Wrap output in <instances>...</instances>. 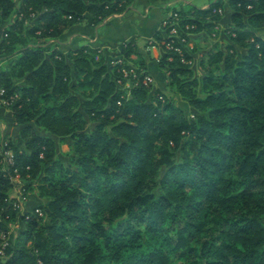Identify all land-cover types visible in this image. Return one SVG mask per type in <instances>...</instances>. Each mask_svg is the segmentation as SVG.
Segmentation results:
<instances>
[{
	"label": "trees",
	"instance_id": "1",
	"mask_svg": "<svg viewBox=\"0 0 264 264\" xmlns=\"http://www.w3.org/2000/svg\"><path fill=\"white\" fill-rule=\"evenodd\" d=\"M131 2L0 0V101L19 128L16 139L0 134V264H264V0H227L229 44L210 54L217 74L203 98L182 78L193 56L176 53V40L165 48L170 27L155 35L158 69L198 111L192 119L142 83L133 42L111 59L45 48ZM224 6L179 8V32L211 34ZM114 58L137 75L128 94ZM17 176L42 201L29 215L10 199ZM17 220L24 240L2 241Z\"/></svg>",
	"mask_w": 264,
	"mask_h": 264
},
{
	"label": "crops",
	"instance_id": "2",
	"mask_svg": "<svg viewBox=\"0 0 264 264\" xmlns=\"http://www.w3.org/2000/svg\"><path fill=\"white\" fill-rule=\"evenodd\" d=\"M216 1L208 0V3H202L198 8L193 0H132L123 13L111 16L98 26H93L87 21L73 25L58 40L53 41V48L67 52L87 47L111 59L117 54L121 44L133 42L137 54L142 56L147 64V74L152 79V84L158 83L163 88L167 80L156 63L160 57V48L154 41L155 35L162 30L163 21L179 8L191 6L205 10ZM230 16L231 10L225 3L222 20L212 28L216 33L223 34L218 39L209 40L208 37L212 34L208 35L206 30L192 36L185 47L193 56L192 65L198 56L214 54L229 44L228 40L224 39V32L230 23ZM131 58L135 59V56Z\"/></svg>",
	"mask_w": 264,
	"mask_h": 264
},
{
	"label": "rangeland",
	"instance_id": "3",
	"mask_svg": "<svg viewBox=\"0 0 264 264\" xmlns=\"http://www.w3.org/2000/svg\"><path fill=\"white\" fill-rule=\"evenodd\" d=\"M195 6L199 8V6L202 5V3H208V0H193ZM225 3H227V0H224ZM228 7V5H227ZM229 8V7H228ZM211 36L208 37L209 40H216L219 36L223 35L220 33H216L215 29L211 32ZM194 36V35H193ZM224 39H227L226 36ZM227 41V40H226ZM32 44H36L35 41L31 40ZM45 48L47 50H50L53 48V40H49L44 44ZM209 47V44L207 45ZM213 53V52H212ZM116 55H113V57ZM209 57L208 56H198L196 61L194 62V65H192L191 69L193 70L192 75H185L182 78L188 79L190 77L191 82H196V86H193L196 94L198 97L203 98V90H202V84L205 79H207L208 74L213 72L214 74H217L212 67L209 66ZM202 61V62H201ZM167 80V79H166ZM151 92H155L156 90H162L157 95L161 97L162 95L167 96L168 98H171L172 102L175 106L181 108L184 110L185 114L188 118H191L198 114V111L195 109H192L188 103L181 98L180 95L175 94L174 91H171L170 88H168V81L165 84V87H160L158 83L151 84ZM206 85H210L209 82L206 83ZM162 88V89H161ZM124 89L121 87L119 88V91H123ZM3 105L0 103V134L2 137H12L13 139H16L18 136L19 128H16L13 125V122L8 115L7 111L2 107ZM58 144V152L61 154V158L66 161L65 155H67L70 150L69 146L65 143H61L60 141L57 142ZM7 155L5 156L6 159V165L4 168L7 167V165L10 163V158L12 156L11 152H6ZM179 158V155H178ZM16 181H18V176L15 178ZM22 183L18 181V186L11 192L10 199L13 200L15 209H18L20 216H25L31 214V212L38 207V205L42 202L38 196L37 193H30V194H24L22 192ZM264 224V221H263ZM22 224L19 220L12 221L7 224V231L1 236L2 241H10L15 242L19 240H24V236H22ZM2 246V245H1Z\"/></svg>",
	"mask_w": 264,
	"mask_h": 264
},
{
	"label": "built area",
	"instance_id": "4",
	"mask_svg": "<svg viewBox=\"0 0 264 264\" xmlns=\"http://www.w3.org/2000/svg\"><path fill=\"white\" fill-rule=\"evenodd\" d=\"M179 15L178 13L175 11V12H172L170 14V16L163 21L162 25H161V29H165V28H169L170 27V30L168 32V36L167 38L169 40H172V42H170L169 44H164L165 45V48L166 49H169L171 50L172 49V44H173V40L177 41L179 43V46L178 48H174V51L176 53H178L179 55H182L183 54V49L185 50V47L187 46V44L190 42V38H192V34H189V33H180L179 32ZM193 29V27H191ZM190 27H186L185 30H189L191 29ZM182 35V36H180ZM185 64H190V62H187ZM111 65L112 66H118V71L117 73H119L121 75V79H119L117 81V84L120 85L124 90L122 91L123 93L122 94H125V93H129L130 90L136 86L138 84V79H137V75L134 71V69H125L124 68V63L122 61V59L120 58H114L112 61H111ZM130 78L132 79V81L130 82ZM142 83L145 85V86H149L152 84V79L150 78L149 75H144L143 76V79H142ZM125 92V93H124ZM3 91L0 89V95H2ZM160 100L162 99L161 97L159 98ZM1 104L3 105H6L7 102L5 101H0ZM7 155V153H5V156ZM11 159H12V156L10 158V163H11ZM37 213L39 215H41V213L39 211H37ZM4 244L2 245V247L0 248V257L3 255V248H4Z\"/></svg>",
	"mask_w": 264,
	"mask_h": 264
}]
</instances>
